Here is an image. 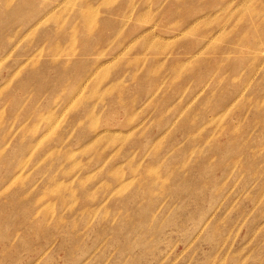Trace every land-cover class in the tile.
<instances>
[{
	"label": "rangeland",
	"instance_id": "374dc122",
	"mask_svg": "<svg viewBox=\"0 0 264 264\" xmlns=\"http://www.w3.org/2000/svg\"><path fill=\"white\" fill-rule=\"evenodd\" d=\"M0 264H264V0H0Z\"/></svg>",
	"mask_w": 264,
	"mask_h": 264
},
{
	"label": "bare ground",
	"instance_id": "6f19581e",
	"mask_svg": "<svg viewBox=\"0 0 264 264\" xmlns=\"http://www.w3.org/2000/svg\"><path fill=\"white\" fill-rule=\"evenodd\" d=\"M57 221V220H56ZM144 238V237H143ZM146 242V241H145ZM129 247V246H128Z\"/></svg>",
	"mask_w": 264,
	"mask_h": 264
}]
</instances>
